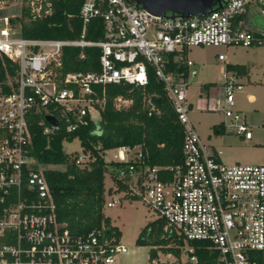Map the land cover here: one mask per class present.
<instances>
[{"label":"built area","instance_id":"1","mask_svg":"<svg viewBox=\"0 0 264 264\" xmlns=\"http://www.w3.org/2000/svg\"><path fill=\"white\" fill-rule=\"evenodd\" d=\"M52 1L0 0V56L15 63L14 74L5 71L0 80V264H107L114 253L126 251L103 226L75 232L56 218L41 169L32 166L38 163L29 152L26 113L51 105L45 113L73 130L94 108L92 102H100L91 97L94 85H142L150 70L163 82L183 126L181 158L172 164H142L137 147H116L114 159L129 161L119 172L128 184L123 194L139 197L164 220V228L182 237L176 255L183 253L185 264H264V142L260 161L227 163L218 158L220 149L199 140L187 116V86L196 69L193 60L184 57L191 45L264 44V28L255 29L249 21L254 14L264 16V0H223L218 7L188 16L152 14L132 0H80L77 37L16 33L9 18L18 16L22 5L36 17L49 13ZM92 18L101 21L97 39L85 37ZM63 46H97L98 69L61 74ZM168 54L185 66L186 74L167 70ZM223 56L217 54L218 59ZM222 77L219 110L229 120L220 122L222 129L249 139L250 124L234 106L242 82L234 73L223 72ZM246 98L251 101L253 95ZM127 102L115 98L116 106ZM57 126H44L42 132ZM91 158L80 148L73 161L82 165ZM110 192L114 194V186ZM115 202L114 196L104 201L107 206ZM190 240L202 242V260Z\"/></svg>","mask_w":264,"mask_h":264},{"label":"trees","instance_id":"2","mask_svg":"<svg viewBox=\"0 0 264 264\" xmlns=\"http://www.w3.org/2000/svg\"><path fill=\"white\" fill-rule=\"evenodd\" d=\"M80 0H53L50 12L32 17L28 9L22 5L18 16L9 20L16 27V33L27 37L75 38L79 35L81 20L78 15ZM85 37L97 39L101 37V21L92 18L86 25ZM99 48L97 46H63L60 54L59 71L64 74L76 70H97ZM167 70L180 71L186 74V68L175 60L172 54L167 55ZM15 63L5 56H0V80H4V72L14 74ZM224 69L247 73L243 64L225 63ZM5 89L7 87L3 86ZM95 92L91 97L99 101L92 105L99 113L94 121L87 112L84 122L73 130H66L60 121L49 133L42 132L50 123L44 118L51 105L35 106L26 113L27 127L30 132V154L40 167L54 202L56 218L75 232H85L93 227H105L115 239L119 236L118 228L110 223L102 207L104 205V174L112 179L114 191L127 190V182L119 176L120 170H126L129 161L114 158L106 160L103 156L108 148L122 145L135 146L141 156L142 164H172L181 158V142L183 126L178 122L171 104L165 94L163 82L148 71L145 84L135 85L128 82L107 83L101 87L93 86ZM128 100L127 104L115 105V98ZM153 106L150 109V106ZM214 132H219L217 125ZM77 138L80 148L88 151L92 158L85 164L77 165L73 161L74 153L65 151L63 141ZM129 196V195H128ZM135 198L137 196L131 195ZM164 220L155 217L145 223L139 230L136 241L139 244L149 242L159 244L163 251L176 255L182 244V237L164 228ZM148 237V240L144 238ZM194 252L202 260L204 250L200 240H190ZM149 258L155 254L149 248Z\"/></svg>","mask_w":264,"mask_h":264},{"label":"rangeland","instance_id":"3","mask_svg":"<svg viewBox=\"0 0 264 264\" xmlns=\"http://www.w3.org/2000/svg\"><path fill=\"white\" fill-rule=\"evenodd\" d=\"M249 21L251 27L255 29L264 28L263 15L254 14ZM218 53H223L224 58L218 59ZM184 57L193 60L196 69V73L189 77L187 86V99L190 103L187 116L199 140L209 144L214 150L220 149L218 158L223 162L260 161L264 142V127L261 125L264 116V44L191 45L187 47ZM225 63L243 64L247 68V73L238 76L242 87L234 93V106L250 124L249 139L227 129H219V132H214L212 129L213 125L223 120L226 124L229 122L228 117H224L219 110L223 94L218 83L223 78L221 70ZM204 84L209 85L210 90L203 87ZM247 93L253 95V100H247ZM89 113L94 121L99 119L97 109L91 108ZM62 145L65 151L71 153L80 150L79 142L75 137L63 141ZM103 156L106 160L115 158L116 148L106 149ZM103 183L104 189L113 187L112 179L107 173L104 174ZM109 193L111 192H104V200L114 196L117 197V202L109 206L104 203L102 211L109 217L110 223L118 228V242L126 247V251L114 253V260L107 264H185L186 257L183 253L174 255L163 251L159 244H150L147 241L139 244L136 241L140 228L157 216L145 202L139 197L132 198L123 194L122 190L110 195ZM144 238L148 240L147 236ZM150 247L155 249L153 263L149 258Z\"/></svg>","mask_w":264,"mask_h":264},{"label":"water","instance_id":"4","mask_svg":"<svg viewBox=\"0 0 264 264\" xmlns=\"http://www.w3.org/2000/svg\"><path fill=\"white\" fill-rule=\"evenodd\" d=\"M156 15L169 13V16H188L209 11L218 7L223 0H132ZM44 118L52 125H57V118L51 113H45Z\"/></svg>","mask_w":264,"mask_h":264},{"label":"crops","instance_id":"5","mask_svg":"<svg viewBox=\"0 0 264 264\" xmlns=\"http://www.w3.org/2000/svg\"><path fill=\"white\" fill-rule=\"evenodd\" d=\"M223 58H224V56H223ZM223 72H225V73H234V74H236V76L238 77L240 74H238V73H236V71H233V70H226V69H224V65H223V68H222V70H221V74L223 73ZM220 83V82H219ZM218 83V84H219ZM203 87H206L207 89H209V85H207V84H204L203 85ZM210 90V89H209ZM209 90H207V91H209ZM212 90V89H211ZM214 91V90H213ZM248 94V93H247ZM250 94V93H249ZM189 107H190V103H189ZM218 126V128H222V126H221V124H219V125H217Z\"/></svg>","mask_w":264,"mask_h":264}]
</instances>
